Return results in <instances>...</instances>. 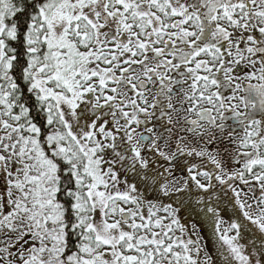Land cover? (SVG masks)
<instances>
[{
    "label": "snow or ice",
    "instance_id": "1",
    "mask_svg": "<svg viewBox=\"0 0 264 264\" xmlns=\"http://www.w3.org/2000/svg\"><path fill=\"white\" fill-rule=\"evenodd\" d=\"M0 264H264V0H0Z\"/></svg>",
    "mask_w": 264,
    "mask_h": 264
},
{
    "label": "flooded vegetation",
    "instance_id": "2",
    "mask_svg": "<svg viewBox=\"0 0 264 264\" xmlns=\"http://www.w3.org/2000/svg\"><path fill=\"white\" fill-rule=\"evenodd\" d=\"M225 218L227 219V216H225ZM209 233H210V230H206V231H205V236H206V238L209 236Z\"/></svg>",
    "mask_w": 264,
    "mask_h": 264
},
{
    "label": "rangeland",
    "instance_id": "3",
    "mask_svg": "<svg viewBox=\"0 0 264 264\" xmlns=\"http://www.w3.org/2000/svg\"><path fill=\"white\" fill-rule=\"evenodd\" d=\"M211 246V245H210Z\"/></svg>",
    "mask_w": 264,
    "mask_h": 264
}]
</instances>
